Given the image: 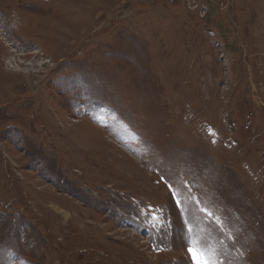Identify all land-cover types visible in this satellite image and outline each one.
I'll return each mask as SVG.
<instances>
[{"label": "rangeland", "instance_id": "rangeland-1", "mask_svg": "<svg viewBox=\"0 0 264 264\" xmlns=\"http://www.w3.org/2000/svg\"><path fill=\"white\" fill-rule=\"evenodd\" d=\"M202 257L264 264V0H0V264Z\"/></svg>", "mask_w": 264, "mask_h": 264}, {"label": "snow or ice", "instance_id": "snow-or-ice-1", "mask_svg": "<svg viewBox=\"0 0 264 264\" xmlns=\"http://www.w3.org/2000/svg\"><path fill=\"white\" fill-rule=\"evenodd\" d=\"M189 251H194V250L190 248ZM194 258H196L195 252H194ZM199 264H209V262L202 257L199 261Z\"/></svg>", "mask_w": 264, "mask_h": 264}]
</instances>
